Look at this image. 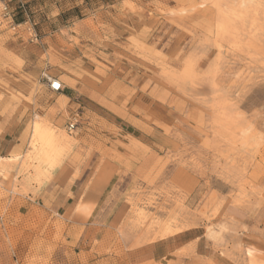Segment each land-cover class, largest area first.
Wrapping results in <instances>:
<instances>
[{
	"label": "rangeland",
	"instance_id": "obj_1",
	"mask_svg": "<svg viewBox=\"0 0 264 264\" xmlns=\"http://www.w3.org/2000/svg\"><path fill=\"white\" fill-rule=\"evenodd\" d=\"M20 1L0 75L40 69L51 110L0 160V264H134L167 241L143 264H264V0ZM62 165L83 173L64 214L40 193Z\"/></svg>",
	"mask_w": 264,
	"mask_h": 264
},
{
	"label": "crops",
	"instance_id": "obj_2",
	"mask_svg": "<svg viewBox=\"0 0 264 264\" xmlns=\"http://www.w3.org/2000/svg\"><path fill=\"white\" fill-rule=\"evenodd\" d=\"M40 71L36 68L31 74L20 73L13 79L0 75V160L21 157V152L27 143L25 131L30 127L31 121L27 119L31 113L37 117L50 118V91L45 85L39 83ZM10 82L20 83L18 85L20 90L11 91ZM60 96L65 102L71 99L72 94H60ZM28 97L31 99V104L23 100ZM54 105L58 106L57 102ZM49 171L50 177L42 181L40 193L43 198H48L50 195L59 198L58 202L50 204V208L64 214L67 210L76 207L75 195L82 189L79 185L77 186V182L82 179L83 173L80 168L66 165ZM61 195L62 198H60ZM70 221L72 224L74 220ZM173 251V245L169 241L164 245L153 243L140 247L133 261L134 264H143L147 258L160 259L164 257V254L169 255Z\"/></svg>",
	"mask_w": 264,
	"mask_h": 264
},
{
	"label": "built area",
	"instance_id": "obj_3",
	"mask_svg": "<svg viewBox=\"0 0 264 264\" xmlns=\"http://www.w3.org/2000/svg\"><path fill=\"white\" fill-rule=\"evenodd\" d=\"M14 2H20V6L23 7V3H21L20 0H0V30L8 29L14 31L19 26V24L15 22V9L12 7ZM57 83L60 85L59 88L52 86ZM48 86L50 90L54 92H59L63 89L62 83L56 78L50 79ZM67 129L68 131H73V129H75V122L68 123Z\"/></svg>",
	"mask_w": 264,
	"mask_h": 264
},
{
	"label": "snow or ice",
	"instance_id": "obj_4",
	"mask_svg": "<svg viewBox=\"0 0 264 264\" xmlns=\"http://www.w3.org/2000/svg\"><path fill=\"white\" fill-rule=\"evenodd\" d=\"M52 86L55 87V88H59L60 87V85L58 83L57 84H54Z\"/></svg>",
	"mask_w": 264,
	"mask_h": 264
},
{
	"label": "bare ground",
	"instance_id": "obj_5",
	"mask_svg": "<svg viewBox=\"0 0 264 264\" xmlns=\"http://www.w3.org/2000/svg\"><path fill=\"white\" fill-rule=\"evenodd\" d=\"M35 124H36V122H35ZM38 125V124H37ZM40 126V125H39Z\"/></svg>",
	"mask_w": 264,
	"mask_h": 264
}]
</instances>
